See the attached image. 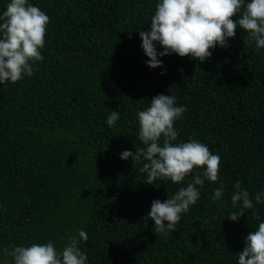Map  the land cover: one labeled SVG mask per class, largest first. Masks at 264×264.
Here are the masks:
<instances>
[{"label":"trees","instance_id":"trees-1","mask_svg":"<svg viewBox=\"0 0 264 264\" xmlns=\"http://www.w3.org/2000/svg\"><path fill=\"white\" fill-rule=\"evenodd\" d=\"M9 2L0 0V15ZM28 2L50 22L34 74L0 84V264H12L6 248L53 241L60 251L78 230L88 235L79 245L87 264H238L246 236L264 222L254 200L264 191V49L238 28L204 62L171 54L150 69L139 32L150 31L159 0ZM158 94L187 109L174 143L198 140L220 156L218 181H205L167 235L153 231L151 203L194 173L179 185L145 184L142 164L120 159L142 146L136 114ZM112 111L120 117L108 126ZM236 181L254 207L233 222Z\"/></svg>","mask_w":264,"mask_h":264},{"label":"clouds","instance_id":"clouds-1","mask_svg":"<svg viewBox=\"0 0 264 264\" xmlns=\"http://www.w3.org/2000/svg\"><path fill=\"white\" fill-rule=\"evenodd\" d=\"M49 22L50 17L28 0H10L6 5L0 15V84H15L34 74V65L43 60L41 49ZM238 28L247 34L248 46L254 45L257 51L264 49V0L247 3L245 0H159L150 20V31H140L139 38L148 57L147 67L156 69L163 67L158 57L171 54L204 62L212 55L210 49L229 47L227 41L235 38ZM157 44L162 51H157ZM186 111L185 106L176 105L174 96L156 95L146 109L136 114L142 146L136 147L135 153L125 150L120 154L122 160L131 158L132 162L142 164L139 171L147 175L145 184H156L159 179L179 185L194 173L186 187L179 188L163 202L152 201L147 216L154 222L153 231L161 235L175 231L181 214L197 203L205 181L214 183L219 179V155L198 140L174 143L178 137L175 122ZM119 117V112L112 111L107 125L113 126ZM233 189L231 203L238 210L227 218L235 222L254 205L240 181L233 184ZM223 194L221 183L212 198L219 200ZM254 200L256 204L264 203V191L256 193ZM252 217L256 218L254 212ZM66 239L60 251L53 241H48L6 248L3 254L11 258L12 264H87L88 257L79 247L81 241H87V233L78 230L77 235L70 234ZM238 264H264V222L246 236L238 253Z\"/></svg>","mask_w":264,"mask_h":264}]
</instances>
